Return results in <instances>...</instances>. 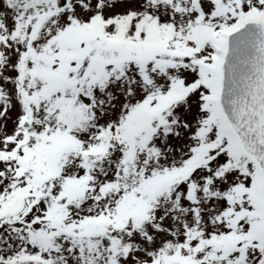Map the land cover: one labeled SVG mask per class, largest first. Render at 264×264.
Wrapping results in <instances>:
<instances>
[{
  "label": "snow or ice",
  "instance_id": "snow-or-ice-1",
  "mask_svg": "<svg viewBox=\"0 0 264 264\" xmlns=\"http://www.w3.org/2000/svg\"><path fill=\"white\" fill-rule=\"evenodd\" d=\"M0 264H264V0H0Z\"/></svg>",
  "mask_w": 264,
  "mask_h": 264
}]
</instances>
